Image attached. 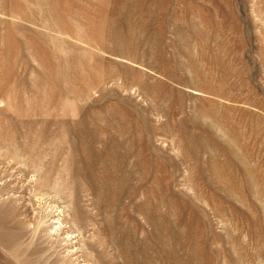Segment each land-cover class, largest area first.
Wrapping results in <instances>:
<instances>
[{
    "label": "rangeland",
    "instance_id": "obj_1",
    "mask_svg": "<svg viewBox=\"0 0 264 264\" xmlns=\"http://www.w3.org/2000/svg\"><path fill=\"white\" fill-rule=\"evenodd\" d=\"M0 264H264V0H0Z\"/></svg>",
    "mask_w": 264,
    "mask_h": 264
}]
</instances>
